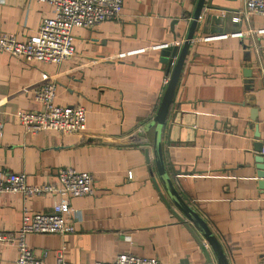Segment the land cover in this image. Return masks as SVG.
Segmentation results:
<instances>
[{
  "label": "crops",
  "instance_id": "1",
  "mask_svg": "<svg viewBox=\"0 0 264 264\" xmlns=\"http://www.w3.org/2000/svg\"><path fill=\"white\" fill-rule=\"evenodd\" d=\"M197 2L124 0L119 18L75 27L74 55L60 64L0 50V169L25 175L31 185L57 183L62 167L94 176L91 195L55 192L25 200L18 192L0 193V231L7 233L20 229L24 208L50 212L70 198L80 211L73 233L28 235L45 264H57L59 251L74 264L112 262L123 252L165 264H218L166 189L152 124ZM243 8L242 0H205L161 152L177 193L207 224L227 263L264 264V189L256 167L257 143L264 140V17H245ZM53 15L48 2L0 0V36L26 40ZM51 81L56 104L87 109L83 133H30L16 116L40 110L36 91ZM17 257L15 245L0 242V264H16Z\"/></svg>",
  "mask_w": 264,
  "mask_h": 264
},
{
  "label": "built area",
  "instance_id": "2",
  "mask_svg": "<svg viewBox=\"0 0 264 264\" xmlns=\"http://www.w3.org/2000/svg\"><path fill=\"white\" fill-rule=\"evenodd\" d=\"M48 2L54 7V15L43 19L35 34L26 40L3 34L0 36V50L23 58L27 62L60 64L74 55L73 29L77 26L94 27L109 19L122 15L124 0H36ZM245 17L257 14L264 17V0H242ZM233 21H240L234 16ZM264 76V63L261 65ZM170 78L166 79L168 84ZM57 85L54 81L39 87L36 99L40 110H21L16 113L26 131L37 133L54 130L62 134L83 133L87 129V109L82 105H58L55 103ZM4 121L0 120V135ZM264 164V140L259 152ZM132 173L130 174V177ZM18 192L25 200L36 195L67 193L69 197L91 195L94 192V176L91 172L74 167H62L58 171V182L46 185H31L26 176L0 169V193ZM80 211L70 198H64L54 205L50 212L23 211V223L14 233L0 231V242L15 245L18 250L16 264H45L44 256L37 255L29 246V234L73 233L75 219ZM46 254V252H45ZM57 264H74L65 260L58 252ZM92 264H165L157 257L138 255L132 252L118 254L112 262L95 261Z\"/></svg>",
  "mask_w": 264,
  "mask_h": 264
},
{
  "label": "water",
  "instance_id": "3",
  "mask_svg": "<svg viewBox=\"0 0 264 264\" xmlns=\"http://www.w3.org/2000/svg\"><path fill=\"white\" fill-rule=\"evenodd\" d=\"M204 2L205 0H198L196 8L194 10V13L192 15L191 21L189 23L185 38L182 42V46L180 48V51L177 55L176 59V64L172 70V73L170 75V79L167 85V88L165 90L162 102L159 106V109L157 111V114L155 116L154 122L152 123L153 125L156 124V135H155V153H156V161L157 165L159 168V172L161 174V177L164 181V184L166 186V189L168 190L169 194L171 195V198L176 202V205L178 208L184 213V215L187 216L189 220L194 223L195 227L198 229V231L202 234L204 237L205 241L210 245L211 249L214 252V255L217 258L218 264H228L225 254L222 250V247L216 237L213 235L212 231L209 229L207 224L203 221V219L197 214V212L191 208L185 201L184 199L177 193L176 188L174 187L171 179L169 178L164 163H163V158H162V152H161V138H162V132L165 127L167 117L170 111V107L175 95V90H176V83L179 78V74L181 71V68L183 66L189 45L191 43V40L194 36L195 30L197 23L202 15V10L204 8ZM178 50V46H174L173 51H172V56L171 60L169 61V67H168V74L171 71V66L173 64V60L176 58V53ZM168 54V53H167ZM170 54V53H169ZM168 54V56H169ZM131 139L123 142H132L130 141ZM262 147V143L259 142L257 143V150L260 152ZM257 165L256 167L258 168V176L260 177V182H259V187L264 189V164H263V159L262 156L259 154L256 158ZM164 196V195H163ZM166 200V198H164ZM197 241L201 245L205 255L209 259L208 251L203 244V242L199 239L197 236Z\"/></svg>",
  "mask_w": 264,
  "mask_h": 264
},
{
  "label": "trees",
  "instance_id": "4",
  "mask_svg": "<svg viewBox=\"0 0 264 264\" xmlns=\"http://www.w3.org/2000/svg\"><path fill=\"white\" fill-rule=\"evenodd\" d=\"M164 130V129H163ZM163 133V132H162Z\"/></svg>",
  "mask_w": 264,
  "mask_h": 264
}]
</instances>
